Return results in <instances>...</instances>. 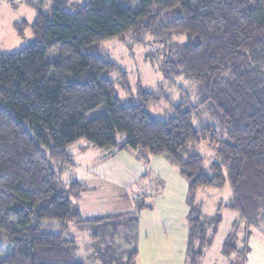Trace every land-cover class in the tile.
Here are the masks:
<instances>
[{
    "label": "trees",
    "instance_id": "trees-1",
    "mask_svg": "<svg viewBox=\"0 0 264 264\" xmlns=\"http://www.w3.org/2000/svg\"><path fill=\"white\" fill-rule=\"evenodd\" d=\"M52 2L50 12L36 6L34 41L0 54V231L10 250L0 264H86L76 238L67 235L69 223H103L118 215L84 218L72 197L85 185L74 181L65 187L53 161L73 164L67 147L82 138L118 146V133L126 135L121 149L143 147L170 156L189 181L191 202L203 187L229 184L226 207L238 213L237 222L249 235L250 227L264 228V0ZM126 34L138 42L151 34L161 42L158 69L195 80L201 101L173 103L172 114L159 118L146 104L163 95L139 82L141 101L122 102L116 84L128 88V72L100 52L104 40ZM55 46L60 57L50 62ZM114 72L120 73L117 79ZM207 104L226 122V138L210 123L195 126L194 113ZM102 106L105 112L88 120ZM203 140L216 147L220 162L205 166L193 150ZM213 219H190V247L198 235L206 241ZM230 239L224 244L228 254L237 251ZM239 252L244 263L249 246ZM138 256L133 248L125 264H135Z\"/></svg>",
    "mask_w": 264,
    "mask_h": 264
},
{
    "label": "rangeland",
    "instance_id": "rangeland-1",
    "mask_svg": "<svg viewBox=\"0 0 264 264\" xmlns=\"http://www.w3.org/2000/svg\"><path fill=\"white\" fill-rule=\"evenodd\" d=\"M68 1L83 6L89 0ZM52 3V0H0V54L17 52L32 43L35 38L32 23L39 9L36 6L50 12ZM66 9L75 12L71 5ZM146 37V41L138 42L132 34H126L124 38L113 37L101 43L100 55L128 72L129 87L124 88L121 81L116 84L122 102L141 101V82L145 90L163 95L162 99L146 104L156 117L165 119L172 114L173 103L185 100L199 103L200 84L185 73L171 72L166 76L159 70L157 66L163 57L158 49L163 48V44L151 34ZM59 57V47L55 46L49 50L47 60L54 62ZM119 75L114 72L112 78L117 79ZM104 112V106L99 107L89 112L87 118L91 120ZM208 123L226 138L227 124L212 104L201 106L194 113L197 128ZM125 139V134L118 133V146L100 147L82 138L67 147L73 155V164L53 161L65 187L74 181L85 185L72 197L84 218L118 215L103 223L70 222L72 226L67 235L77 239L78 257L86 264H125L136 248L139 256L135 264H237L238 260L243 264L239 250L248 245L249 234L247 226L237 222L238 213L226 207L232 194L230 185L203 187L191 202L189 181L170 156L154 155L143 147L121 149ZM193 150L205 158L206 167L220 162L216 147L209 140H203ZM200 214L214 221L208 225L206 241L198 235L190 247L189 222ZM214 226L217 228L212 236ZM1 232L0 243L5 252L0 258L10 251ZM94 232L98 235L94 236ZM230 235V241L237 248L232 254L224 252ZM193 252L202 255L192 258ZM109 259L110 262H106Z\"/></svg>",
    "mask_w": 264,
    "mask_h": 264
},
{
    "label": "crops",
    "instance_id": "crops-1",
    "mask_svg": "<svg viewBox=\"0 0 264 264\" xmlns=\"http://www.w3.org/2000/svg\"><path fill=\"white\" fill-rule=\"evenodd\" d=\"M71 226V223H69V230ZM250 230L251 232L248 237L249 252L247 254V259L243 264H264V228L250 227Z\"/></svg>",
    "mask_w": 264,
    "mask_h": 264
}]
</instances>
